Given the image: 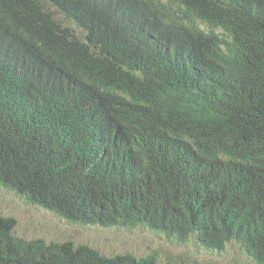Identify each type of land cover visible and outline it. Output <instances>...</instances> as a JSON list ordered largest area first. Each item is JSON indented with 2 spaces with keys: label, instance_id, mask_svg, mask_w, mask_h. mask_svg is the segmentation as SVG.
<instances>
[{
  "label": "trees",
  "instance_id": "16d2710c",
  "mask_svg": "<svg viewBox=\"0 0 264 264\" xmlns=\"http://www.w3.org/2000/svg\"><path fill=\"white\" fill-rule=\"evenodd\" d=\"M0 186L264 264V0H0ZM15 226L0 264H159Z\"/></svg>",
  "mask_w": 264,
  "mask_h": 264
},
{
  "label": "rangeland",
  "instance_id": "374dc122",
  "mask_svg": "<svg viewBox=\"0 0 264 264\" xmlns=\"http://www.w3.org/2000/svg\"><path fill=\"white\" fill-rule=\"evenodd\" d=\"M53 13L62 27L80 35L73 24ZM0 216L15 219L14 234L18 237L41 238L48 243L71 240L76 244H88L105 256L157 254L159 264L168 261L174 264H256L236 243H230L223 252H206L194 238L181 246L173 238L146 227L104 229L73 225L52 212L30 205L23 197L1 186Z\"/></svg>",
  "mask_w": 264,
  "mask_h": 264
}]
</instances>
